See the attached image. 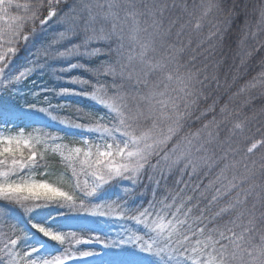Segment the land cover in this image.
I'll use <instances>...</instances> for the list:
<instances>
[{"label": "trees", "instance_id": "trees-1", "mask_svg": "<svg viewBox=\"0 0 264 264\" xmlns=\"http://www.w3.org/2000/svg\"><path fill=\"white\" fill-rule=\"evenodd\" d=\"M112 2L118 5L112 9L117 13L116 20L106 15L108 5ZM38 3L39 0H13L12 7L7 8L6 11H0V33L10 36L18 23L14 18L31 15L30 10H34ZM81 4L82 0H66L59 8L56 16L49 19L47 23L40 25L38 20L35 24L26 23L23 31L25 35H29L28 39L16 41L18 50L10 57L3 73L0 74V127L5 126L4 130L7 131V134L18 133L20 130L22 134L19 135L24 141H32L27 146L21 145L24 156H27L35 148L41 153L46 152L49 159L48 168L43 165L33 166L24 169L20 173L21 176H15L14 179L17 181L45 182L74 195L75 191L78 190H74L76 177L72 175V167H75L79 174L81 186L87 182L90 187L97 182V178L92 175L95 168H89L88 164L82 163L84 160L83 152L91 151L93 153L91 160L94 161L98 151L116 153L118 149L124 148L126 153L134 150L131 138L123 135L120 124L121 117L118 112L113 108L109 109L105 103L101 104L99 100L104 99L111 102L108 98L115 94L118 90L117 86L123 84L124 87L119 90L126 97L124 103L129 109L136 107V100L133 97L144 96L152 89L157 93H162L155 97L154 103L157 101L167 102L170 98L179 103L180 85L175 80L166 79L167 71L147 72L145 64L140 59L141 52L144 51L141 44L151 46L145 53L146 60L158 59L164 51L161 48L163 39L165 47L183 45L184 51L180 54V63L189 64L191 61L200 68L207 64L208 72L210 74L215 73L218 77L221 87L217 88L215 82L208 84L204 90L206 99L199 105L201 112L212 105L213 100H218L215 105V114H217L218 119L220 118L219 109L226 103L230 110L242 114L241 119L243 116H247L249 119L244 121L241 128H235V125L241 122L240 119H233L227 127H221L219 139L221 141L229 140L232 147L230 154L225 157L221 149L217 148L215 144L211 145L209 154H214L216 163L210 169L201 166L193 172L191 165L185 167L186 161L180 160L173 163L176 159L175 156L169 160H164L161 158L163 156L161 153V157L152 158L151 164L154 167L146 166L141 169L140 173L137 174L135 185L129 179L114 176L112 180L101 186L92 197L86 198L85 203L89 207V211H106L105 206L114 207L121 203L126 209L132 211L143 209L151 200H155L161 203H157L151 219H159L166 225L172 219V212L175 211V207L182 197L187 207L193 209L189 213V223L195 220L194 228L204 226L199 220H196V217L200 215L198 209H202L206 216L204 223L208 224L209 228L216 227L224 231V226L231 227L229 221L235 220L239 214V210L231 206L234 203L232 197H234L236 190L233 189L226 195L219 196L216 201H211V196L216 194V188L223 190L229 181L243 184L246 188L255 185L254 195L261 198L257 208L264 211V208H261V204H264V143L257 144L251 153L247 151L248 148L252 147V143L264 141V97L260 96L259 93L254 98L244 93L234 96L243 86L245 80L250 78L241 77L235 84L232 81L234 65L239 64L236 55L237 46L234 42L239 34H233L231 48L222 47L218 44L212 48L211 45L216 42L207 40L209 32L213 30L212 26L225 18L226 13L222 9L228 7L233 17L238 15L237 22L239 25L237 27H244V18L254 26L260 20V11L264 9V0H227V3L225 0H89V4L92 6V15L103 22L97 23V28L110 30L111 25L116 23L122 29V53L124 63L128 66L125 76L130 74L132 77L130 81L116 79L108 75L106 71L103 74L96 72L101 65L107 66L110 60L120 59L114 53L117 47L116 43L111 44L112 56L108 54L110 42L102 39H93L89 43L88 50L93 52L92 55L76 54L67 58L45 56L44 50L49 49L51 43L54 50L64 51L73 44L79 45L85 41L80 18L81 16L87 17L88 13L83 11L80 7ZM165 4L168 6L167 9L162 14L158 13L157 10ZM130 5H134V7L130 9ZM174 5H179L186 11L181 12ZM233 6L235 7L233 8ZM205 9H210V11L206 16H203L201 21L200 17ZM50 10L55 9H48L46 6L42 8L40 18L46 17ZM129 11L134 12L135 15H130ZM152 13L157 14L153 15ZM177 17H179V22L171 29L169 35L161 38L155 34L154 20L159 21L162 31L167 29L169 22L176 20ZM197 24L202 26L198 29ZM181 25H183L182 30ZM177 30L182 31L180 37L176 35ZM253 30L256 31L255 28ZM60 34H63V37ZM261 38L264 39V35ZM202 41L203 43H201ZM153 47L155 52L151 50ZM129 57H131L130 61ZM261 57H264V49L257 53L252 62L250 61L249 72L252 76L259 71ZM72 64H79L80 67L61 71V69H68ZM29 67L33 70L25 79L19 81L14 79L21 71ZM145 73H147L146 76ZM137 76H144L147 84L137 83ZM64 89L75 90L77 93L85 92L87 96L80 94L61 95L60 93ZM93 96L97 98L95 101L91 99ZM230 97L232 100L229 103ZM41 109H45L43 112L47 114L48 118L33 115L34 111H42ZM120 110L123 111L124 109L121 108ZM126 115L127 111H125ZM54 116L65 122L81 123L91 128L102 126L109 129L111 134L89 131L91 139L85 143L80 141L77 135L87 133L85 131L88 130L78 128L79 133L73 132L61 125L60 120L54 119ZM212 116L213 113H209L203 122L206 123L212 119ZM13 121L18 124V127L9 130L10 123ZM200 126L199 122L195 125L196 128ZM193 127L191 120L185 122L182 131L167 147L171 148L172 143L179 140L186 132L194 130ZM161 130L166 133L167 124L161 125ZM39 131L61 137L57 141L63 147L59 151H54L53 147L37 144L33 137L37 136ZM125 143L128 145L127 148H125ZM3 146L0 144V147ZM76 148H81L82 154L73 161L70 167L69 162L64 159L68 154L64 153L63 149L73 151ZM222 157L224 158L222 159ZM111 159L115 164L129 163L126 157L122 158L118 154ZM253 161H255L254 165ZM244 162L249 165L251 172H245ZM226 164H233L235 167L225 169ZM4 170L6 169L0 166V171ZM222 170L223 175L221 176ZM243 175L248 176L246 182L240 179ZM217 177H220L219 181H217ZM210 181L217 182L211 191H205ZM172 197H177L176 204L173 203ZM188 197H192V199L188 200ZM245 199L248 198L245 197ZM34 203L36 202H28V206L31 207ZM40 204L39 208L26 213L20 206L0 200V218L6 223L15 225L18 228L19 236H21L16 252L37 249L32 253V258L52 259L64 251L62 244L44 236L33 225L56 233L74 232L81 241L92 238H99L97 241L105 242L110 239L116 240V248H120L118 253L115 251L103 253V248L99 249L95 248L97 247L95 245L81 243L76 248L77 251L90 250L96 255H100L98 258L88 261L87 264H196L198 260L208 258L207 254L197 255L190 248L187 251H181L179 254L172 252L165 255L142 251L137 245L126 242L127 236L129 234L143 236L146 242L151 243L149 237L157 238V234L132 220L115 218L119 214V209L107 217L94 215L87 211H76L62 202L41 201ZM166 204L172 205V207L170 209L165 208ZM96 205H101V207L97 209ZM249 206L251 205L249 204ZM257 215H259V211ZM181 219H185V217L182 216ZM209 235L213 240L220 241L221 244L226 245L229 242L227 239H222L218 232L206 231L205 236L200 237V239L203 240ZM231 235L230 232L225 231L226 237ZM166 236L167 230L165 229L163 237ZM163 237L160 238L161 246H163ZM95 241L93 240V242ZM75 244L73 243L69 247L70 252L74 250ZM194 244L195 241H193ZM2 248L3 243H0V249ZM207 251L215 256L212 248H208ZM0 264H8V258L3 251H0Z\"/></svg>", "mask_w": 264, "mask_h": 264}, {"label": "snow or ice", "instance_id": "snow-or-ice-1", "mask_svg": "<svg viewBox=\"0 0 264 264\" xmlns=\"http://www.w3.org/2000/svg\"><path fill=\"white\" fill-rule=\"evenodd\" d=\"M65 2L66 0H39L35 9L30 10L31 15L14 18L18 23L10 36H7L5 33H0V74L3 73L10 57L18 50L16 41L19 39L23 41L28 39L29 35H25L23 31L25 24L28 22L35 24L37 20L40 25L47 23L49 19L56 16L59 8ZM225 2L227 3V0H225ZM12 3L13 0H0V11H6L7 8L12 7ZM16 6L19 7V5ZM45 6L48 9L55 10L48 11L46 17L40 18V11L42 8H45ZM80 7L85 13H88L87 17L81 16L80 18L85 41L81 42L79 45L73 44L64 49V51L54 50V46L51 43L49 49L44 50L45 56L67 58L76 54L92 55L93 52L88 50V46L93 39L109 41L108 54L112 56L113 50L111 44L116 43L117 47L114 53L116 56H119L120 59L110 60L107 66L101 65L96 72L97 74H103L106 71L108 75L116 79L130 81L132 79L131 75L125 76V73L128 71V66L124 63L122 53V29H120L119 25L116 23L111 25L110 30L97 28V23L103 22L100 21L98 17L92 15V6L89 4V0H82ZM116 7H118V5L115 2L108 5V12L106 15L111 16L113 20H116L117 13L112 11V9ZM132 7H134V5L129 6L130 9ZM167 7V4H165L157 10L158 13L162 14ZM174 7H177L181 12L186 11L185 8L179 5H174ZM234 7L235 6H233V8ZM209 11L210 9H205L203 15L200 17L201 21L203 16H206ZM222 11L226 13L224 20L218 21L217 24L212 26L213 30L209 32L207 40L216 42L211 45L212 48H215L217 44L222 47L231 48L233 34H239L237 40L234 41L237 46L236 55L239 59V64L234 65L232 81L233 84H235L241 77L247 76L250 78L245 80L243 86L239 88L234 96H239L241 93H244L254 98L255 95L259 93L260 96L264 97V57L260 58L259 71L256 75L252 76L249 72L250 61L252 62L257 53L261 49H264V39L261 38V36L264 35V9H261L260 20L254 26L249 24L244 18L243 28L237 27V25H239L237 22L238 15L233 17L228 7H225ZM129 14L135 15V13L131 11H129ZM152 14L156 15L157 13ZM178 22L179 17H177L176 20H171L168 28L161 31V24L158 20H154L153 26L155 34L159 35L161 38L169 35L171 29L175 27ZM73 23H75V21H73ZM220 25L223 26L221 27ZM201 26V24H197L198 29ZM182 28L183 25H181V30ZM253 28H255L256 31H254ZM181 30H177V37L181 36ZM60 35L63 37V34ZM201 43H203V41ZM150 47L149 44H141V48L144 50L140 55L141 62L145 64L147 72L167 71L168 74L166 75V79L169 81L175 80L180 85L179 92L181 95L178 97L180 102L178 103L177 100L170 98L167 102L157 101L154 103L155 97L162 93H157L152 89L144 96L133 97V99L136 100V107L134 109H129L124 103L126 97H124L119 90L122 89L124 85L121 84L117 86L118 90L112 97L108 98L111 101L108 106L116 110L121 117L120 124L123 135L131 138L134 150L127 151L126 153L124 148L118 149L116 153L112 151H98L94 161L91 160L93 155L91 151L83 152L84 160L82 163L88 164L89 168H95L92 175L97 178V182L90 187L87 185V182L81 186L78 178L79 174L75 167H72V175L76 177L74 190L78 191H75L74 195H70L68 192L62 191L60 188L45 182L17 181L14 179L15 176H21L20 173L24 169H29L33 166L43 165L45 168H48L49 159L47 158V153H41L34 148L27 156H24L21 145L27 146L32 142L31 140L22 141L18 137L11 136L6 139H0V144L4 145L0 147V157H3V159H0V166L6 169L0 171V200L18 205L23 208L26 213H30L33 209L39 208L41 206V201L62 202L64 205L76 211H87L94 215L98 214L107 217L119 209V214L115 218L132 220L138 224H142L145 228L157 234V238L149 237V240L152 241L151 243L146 242L143 236L134 234H129L127 236L126 242L137 245L142 251L156 253L157 255H165L172 252L179 254L181 251H187L190 248L191 251L197 255L207 254L208 258L206 260L200 259L196 264H264V211H260L257 208V204L261 202V198L258 195H254L253 189L255 185L246 188L243 184L229 181V183L224 186L223 190L221 188H216V194L211 196V201H216L219 196L226 195L233 189L236 190L234 197H232L234 203L231 206L238 209L239 214L236 216L235 220L229 221L231 227H228V225L224 226V231L216 227L209 228L208 224L204 223L206 216L202 209H198L200 215L196 217V220H199L204 226H197L194 228L193 224L196 221L194 220L192 223H189V213H191L193 209L187 207L182 197L180 198L179 204L175 207V211L172 212V219L169 220L166 225L160 222L159 219H151L157 203H161L155 200H151L143 209L132 211L126 209L122 203L116 204L114 207L111 205L105 206L107 208L106 211H89V207L85 203L86 198L92 197L101 186L112 180L114 176L129 179L135 185L137 183V174L140 173L141 169H144L146 166L154 167V165L151 164V160L153 157H161V153H163L161 158L164 160H169L172 156H175L176 159L173 163L180 160L186 161L185 167L191 165L193 172L201 166L210 169L216 163L214 154H209L211 152L210 146L215 144L217 148L224 152L225 157L230 154V149L232 147L229 140L226 139L221 141L219 139V130L221 127H227L233 119H240L241 122L236 124L235 128H241L244 121L249 119L247 116H243L241 119L242 114H238L235 110H230L227 103L219 109L218 115L220 118L218 119L217 114H215V105L218 103V100H213L212 105H209L205 111L201 112L199 105L206 99L204 90L208 84L210 82H215L217 88L221 87L215 73L210 74L208 72L207 64L200 68L196 67L191 61L189 62L191 67H189V64L180 63V54L184 51L183 45L180 47L176 45H168L165 47L162 39L161 48L164 49L163 53L158 59L146 60L145 53ZM151 50L155 52L154 47L151 48ZM130 60L131 57H129V61ZM76 67H80V65L72 64L68 69H61V71ZM32 70L33 69L29 67L21 71L14 79L17 81L25 79ZM85 70L88 69L85 68ZM144 75L146 76L147 73ZM136 80L137 83L143 82L147 84V80L144 79V76H137ZM229 87H231V85H229ZM60 94H80L87 96L85 92L77 93L75 90L70 91L68 89H64ZM91 99L95 101L97 98L93 96ZM231 100L232 97H230L229 103ZM99 102L101 104L106 103L104 99H100ZM121 108L124 110H120ZM41 110L44 111L45 109ZM125 111H127L126 116ZM209 113H213L212 119L204 123L203 120ZM53 118L58 119L57 116ZM188 120L192 121L194 130L186 132L179 140L172 143L171 148L167 147L177 134L182 131L185 122ZM60 121L65 125L75 128L111 134L109 129L103 128L102 126L91 128L81 123H66L64 120ZM198 122L201 126L196 128L195 125ZM163 124H167L166 133L161 130V125ZM33 139L37 144L48 145L49 142H51L55 145L53 148L54 151H59L61 149V145L55 144V141L61 139V137L57 135L39 131V134L33 137ZM260 143H264V141L252 143V147L248 148L247 151L251 153L252 150L257 147V144ZM127 147L128 145L125 143V148ZM81 154L82 149L76 148L70 152L68 156L64 157V159L69 162V166L71 167L73 161L78 159ZM117 154L122 158L126 157L129 163H113L111 158ZM223 158L224 157H222V159ZM157 162L159 163V161ZM252 163L254 165L255 161ZM229 167H235V165H225V169ZM244 168L246 173L251 172L246 162H244ZM222 175L223 170L221 172V176ZM219 179L220 177H217V181H219ZM240 179L246 182L248 176L243 175ZM217 181H210L205 191H211ZM201 195H203V193H201ZM245 197L248 199L246 200ZM171 199L173 203L176 204L177 197H172ZM191 199L192 197H188V200ZM28 202L36 203L29 207ZM249 204L251 206H249ZM95 207L99 209L101 205H96ZM171 207L172 205H165V208L170 209ZM261 208H264V204H261ZM258 211L259 215H257ZM182 216L185 217V219H181ZM33 226L52 241L62 244L64 246V251L61 255L55 256L52 259L32 258V253L37 251V249L16 252L18 240L21 237L19 236L18 228L13 224L6 223L0 218V243H3V248L0 249V251L6 254L8 264H66L67 260L73 258V254L69 251V247H71L73 243H88L99 239L92 238L91 240L81 241L74 232L62 234L38 225ZM165 229L167 230V236L163 237ZM206 231L211 233L218 232L222 239H227L229 241L228 244H221L220 241L213 240L211 235L203 240L200 239V237L205 236ZM225 231L230 232L232 235L226 237ZM162 237L163 246L160 245V238ZM193 241H195L194 245ZM99 242L103 243L105 247L111 246L112 244L111 241ZM218 244L219 247H217ZM65 245H68V247H65ZM208 248L213 249L215 256H213L212 253H208ZM90 255H93V253L83 251L79 254V258L88 257Z\"/></svg>", "mask_w": 264, "mask_h": 264}, {"label": "rangeland", "instance_id": "rangeland-1", "mask_svg": "<svg viewBox=\"0 0 264 264\" xmlns=\"http://www.w3.org/2000/svg\"><path fill=\"white\" fill-rule=\"evenodd\" d=\"M261 12V11H260ZM139 16V15H138ZM138 18V17H137ZM111 102H108V101H106V103H105V105L109 108V109H112L111 107H109L108 106V104H110ZM33 115H37V116H43V117H45V118H48V116H47V114H45L43 111H38V112H36V111H34L33 112ZM60 123H61V121H60ZM67 123V122H66ZM10 128H9V130H11V129H17V123L15 122V121H13V122H11L10 123ZM61 125H63V126H65V127H67V128H69L71 131H73V132H77V133H79L80 132V130L78 129V128H75V127H72V126H69V125H65V124H63V123H61ZM5 127V126H4ZM4 127H0V139H6L7 137H9V136H11V137H17L19 134L21 135L22 134V131H18V133H14V134H7L6 132V130H4ZM85 132H87V133H80L79 135H77V137H78V139L80 140V141H83V142H85V143H87L91 138V135L89 134V131H85ZM18 136V138H20L22 141H24L23 139H22V137L21 136ZM55 144H59L58 143V141H55ZM47 146H50V147H55V145L54 144H52L51 142H49V144L47 145ZM61 147H63L62 145H61ZM63 151H64V153H66V154H68L69 155V153L70 152H72V151H70V150H64L63 149ZM109 241H111L112 242V244H111V246H108V247H105L104 246V244L103 243H101V242H99V241H95V242H93V243H90V242H88L87 244H92V245H95V246H97V247H95V248H99V249H101V248H103V253H106V252H109V251H115V252H117L118 253V251H119V249L120 248H116L117 247V245H116V243H115V241L116 240H112V239H110ZM81 243H84V242H81ZM80 243V244H81ZM80 244H75L74 245V247H73V251H71V253L73 254V258L72 259H70V260H67V262H66V264H69V263H73V262H76V263H80V264H82V263H84V264H87V262L88 261H91V260H94V259H96V258H98L100 255H96L94 252H91L90 250H89V252H91V253H93V255H90V256H88V257H83V258H79V254L81 253V252H83V251H77L76 250V248L80 245ZM84 251H87V250H84Z\"/></svg>", "mask_w": 264, "mask_h": 264}]
</instances>
